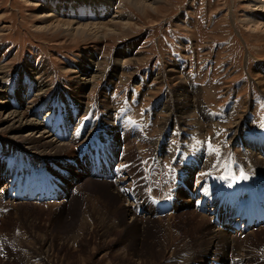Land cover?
<instances>
[{"label": "rangeland", "instance_id": "obj_1", "mask_svg": "<svg viewBox=\"0 0 264 264\" xmlns=\"http://www.w3.org/2000/svg\"><path fill=\"white\" fill-rule=\"evenodd\" d=\"M84 1L91 2V0ZM250 1L254 0H158L154 10L149 9L146 13L136 10L124 1L121 5L122 11L129 15L134 26L125 31L121 30L122 34L110 35L100 40L79 35L73 37L64 31L58 33L40 30L49 8L57 9L63 4L69 10L68 0H0V73H2L0 77L4 78L0 80V100H4V94L14 96L12 100H8L10 103L6 110L16 111L19 107L20 95L29 92V87L30 92L26 95L30 96L32 103L36 102L35 105L40 106L39 108L44 107L42 102L45 100L42 101L40 98L42 94L47 100L51 99L59 104H65L67 98L70 99L79 105L81 111L76 115H65L64 120L77 132L75 148L79 147L77 149L83 151L80 162L84 155L83 161L78 165L74 163L73 167L63 166L60 159L53 160L65 170L60 180L63 182V178L67 180V192L70 193L71 189L79 192L77 196L68 197V202L62 201L63 206L58 208V212L52 206L54 203L36 205L28 199L24 200L23 206L16 203L6 207L10 209L14 205L18 209H12L4 223L6 241L0 248V264H143L136 253L141 250L143 254L149 249L154 251L156 264H243L239 260H233L242 254L247 255L253 264H264V227L254 228L246 233L247 237L243 239L244 242L240 244L239 250L233 253L230 251L229 236L215 228L217 224L213 219L216 210L226 217L224 204L219 203L221 198L219 191L221 186L227 184L230 185L233 194L229 202V206L232 207L229 216H238L242 220L244 213L248 212L254 218L258 215L264 217V177L260 175H264L262 147L264 146V110H261L262 119L258 120V124L250 125L246 131L250 123L248 112H252L253 108L252 98L257 95L264 97V33H253L247 30L243 23L246 14L251 11ZM148 3L150 4L151 1ZM189 14L191 19L186 21ZM173 34L180 39L181 53L182 49L186 52L192 48L194 50L192 54L198 55L199 59L211 60L212 63L207 70L209 78L215 83L227 81L224 84V96L227 99L233 96L234 100L242 103L240 114L239 111L230 112L229 123L223 126L227 129L218 141L213 136V128L208 125L210 117L201 106L207 103H211L212 106L223 105L225 102L222 103L221 96L216 97L211 89L205 92L194 87L191 78L184 74L185 70L183 72L179 70L177 62H174V65L154 68L152 71L155 74H149L151 76L149 81H147V73L143 76L144 81L140 80L141 75L146 71V66L151 64L153 59L165 64L173 62L169 58L165 60L166 55H161L166 50L163 37ZM148 38L151 39L147 41ZM144 40H146L145 45L136 54L135 51ZM184 41L192 43L189 45ZM119 54L120 58H124V64L117 62ZM192 54L187 58H191ZM118 67H120L119 72L116 70ZM176 71H179L180 79L177 78ZM28 78L31 79L32 84L26 85L24 80ZM89 81L92 83L88 84ZM118 85H121L123 90L130 88H136L138 92L144 90L148 94L147 97H151L149 98L151 104L155 103L157 111L154 112V116L152 112L149 115L136 114L138 124L131 120L129 126L125 121L128 118L120 117L119 130L124 134L123 137L114 134L116 126L111 123L113 127L108 128L109 130L107 129L102 135L106 136V140L92 142V132L102 129L104 124L99 123L94 128H90L85 123H80L82 118L80 115L90 113L82 109L95 106L98 110L102 109L105 114L104 120H107V117L111 120L113 106L110 92L114 94L112 90ZM61 87L68 92L60 94L58 91ZM12 89H15L13 95ZM54 89L57 93H53ZM163 89H166V92L161 95ZM41 90H43L42 94L33 98V95ZM188 97L191 100L186 108L183 100L187 101ZM29 102L25 108L28 107ZM30 106L35 118L34 122H37L41 110L36 116L35 107ZM51 110L56 109L50 107L42 115L46 112V115L52 113ZM7 112L3 118L7 117ZM54 118L51 116L48 121L52 122ZM39 122V130L33 136L37 139L41 138V129L45 134L48 131L47 128H42ZM103 123L106 124L105 121ZM170 126H180L185 130H191L194 126L199 127V131H195L194 134L201 139L202 147H207L211 151L212 163L217 160L214 166L212 163L207 166L208 172H215L214 180L206 190L210 194V203H206L207 207L204 211L196 212L192 201L187 198V191H180L179 195L174 197L178 202L176 213L170 216H166L168 214L166 213L160 218L155 217L151 207L143 203L145 208L140 217H144L147 224L143 225L146 230L140 231L141 228L139 227L138 230L137 227L139 223L130 222L126 217L127 210L138 209L133 208L137 200L135 203L121 204L113 191V185L115 184V188L118 187L119 181L111 179L113 182H95L88 173H94L98 168H105L99 159V150L112 146H117L122 151L123 148L125 149L126 163H140L147 153L152 152L143 148L139 142L145 136L149 137L152 148L158 146L169 162L175 156L172 154L170 157L167 153L186 156L193 151L192 148L190 149L192 142L189 140L192 134L180 132L179 137H172ZM220 128L222 127H218ZM168 129L166 134L165 131ZM32 130L31 127L26 128L23 135ZM47 134L50 137L46 141L53 140L54 137L48 132ZM244 135L254 137L262 146L253 143ZM0 139L6 140L0 142V151L3 148L7 153L0 152V175L13 171L18 162H22V166H27L28 162L30 167L33 166L30 165L31 160L38 162L35 171L27 176L28 184L25 191L32 192L38 189L39 193H42L43 187L46 186L42 175H46L45 172L42 173L43 168L37 160L38 154L32 153V150L17 148L19 146L17 143L11 144V136L1 127ZM171 142L174 143L173 148L169 147ZM244 144L246 147L242 151L240 149ZM63 153H55L51 157ZM233 154L241 159L240 163H235L236 158L228 160V156ZM65 157L69 158L68 155ZM70 158L76 160L75 157ZM185 162L186 159L181 166L176 165L179 167L177 172L185 170L183 166ZM2 165L7 166L8 170L2 171ZM115 166H118V163L113 164L111 172ZM222 166H225L226 170L218 171L217 167ZM17 173L19 176L22 174ZM132 174L130 172L129 177H122V181L125 180L124 186L128 190L139 185V180L134 181ZM160 174L159 171H155L157 177ZM70 176L72 178L69 179ZM20 177L18 192L23 190V177ZM0 180L1 192V189L7 185V179L2 177ZM144 189L140 183L136 189L140 191L139 196L145 194ZM154 195L157 198L158 192L155 191ZM242 204L248 205V210L247 208L241 210L239 206ZM26 212L31 214L25 216ZM40 218L46 221L41 223ZM115 222L119 224L116 225Z\"/></svg>", "mask_w": 264, "mask_h": 264}, {"label": "bare ground", "instance_id": "obj_2", "mask_svg": "<svg viewBox=\"0 0 264 264\" xmlns=\"http://www.w3.org/2000/svg\"><path fill=\"white\" fill-rule=\"evenodd\" d=\"M124 1H126L128 4H130L131 6L136 8V10L146 13L147 10H149V9L154 10V7L156 6V3H157L158 0H91V2L90 1H84V0L83 1L68 0L67 6H69V10L63 4L60 5L59 8H57V9L49 8V12H47L46 16H44L45 19H44L43 24H41L42 26H41L40 30H42V31L46 30L48 32L49 31H55V32H58V33H59V31H64L65 33H67L68 35L73 36V37H76V35H79V36H85L86 38H98L100 40H104L110 35H114V34H118L119 35L120 33L122 34V32L125 31L126 29H130V28H132V26H134L133 22L129 18V15H127L125 13V11H122V6L121 5H122V3H124ZM150 1H151V3L149 4L148 2H150ZM120 6H121V8H120ZM249 6L251 7V11L246 14V17L244 18V22L243 23L246 25L247 30L252 31L253 33H256V32L264 33V0L250 1L249 2ZM121 30H123V31H121ZM117 60H118L117 62L124 64V58H120V54L118 55ZM119 69H120V67H118V69L116 68V70L118 72H119ZM127 69H128V67H127ZM122 72L124 73V71H122ZM176 73H177V75H176ZM176 73H174V74L177 76V78L180 79L181 76L179 74V71H176ZM0 74H2V73H0ZM5 77H7V76H5ZM174 78H176V77H174ZM3 79H4L3 77L2 78L0 77V80H3ZM87 83L91 84L92 82L89 81ZM260 83H261V81H260ZM29 92H30V87H29ZM29 92L26 91L24 94L20 95L21 97L18 99V101L20 102L18 110L13 111V112H11V111L7 112L6 109H7L8 103H10V102H8V100H12L14 98V96L12 97V96H10V94H6V95L4 94L3 95L4 96V100H0V127H1V129L3 131L8 133L9 136H11L12 141L10 143L13 144V145L15 143H17L19 145L17 148H19V147L23 148L25 151L26 150H28V151L32 150L33 151L32 153L38 154L39 157L44 158L46 160L47 159H50V160H58V159L63 160V158L66 155H68L69 157H74V155H75L74 149H75L76 145H75V143L72 142L71 139H69L67 141H64L63 143L58 141L55 138H53V140L49 139V140L46 141V139H48V137H50V136L47 134V132L45 134L42 129H41V133H40V135H41L40 139H37L36 137H33L34 134H37L35 132H37V130H39V128H38L39 127V124H38L39 118L37 117V122H34L35 118H34L33 112H31V106L30 105L34 106L35 109L38 107V105H35L36 102L32 103V99L30 98V96L26 95V94H29ZM42 92H43V90H41L37 94L33 95V98H35L37 95H41ZM42 95L40 96V98H42V101L46 100L47 98H44V96H42ZM190 100H191V98L189 99V97H188L187 101L183 100L184 101L183 103H184V105H186L185 106L186 108H187V105L190 103ZM28 102H29L28 107L25 108V105ZM42 103H45V101H43ZM184 105H183V107H184ZM192 110H193V108H192ZM39 111H40L39 109L34 111L36 116L39 113ZM6 112L8 113L6 115L7 117L3 118V115L6 114ZM188 112H190V111L188 110ZM50 118L51 117H49L48 120H50ZM106 119H107V120H105L106 122L110 121L108 117ZM39 123L42 124V128H45L43 126L42 122H39ZM30 127L33 130L30 133H28L26 135H23L25 130H26V128H30ZM51 131L54 132L55 130L52 129ZM76 140H77V138H76ZM76 148H79V147H76ZM63 152H65V153H63ZM55 153L56 154L63 153V154L60 155V156L51 157ZM121 181H122V179H121ZM121 181H119V183ZM10 183H11L10 179L9 180L7 179V185L2 188L3 189L2 195L0 194V235H2V237H3L0 246H3V242L5 243V241H6V235L4 233V228H5L4 227V223L6 222V218L8 217L9 213L11 211H13L12 209H16V208L18 209V207H14V205L10 209H6V207L10 206L11 204H16V203H17V205L21 204L23 206V203L17 202V201L15 202V199L13 201H11L10 198L8 200H6L8 198L7 192L9 190V184ZM113 191H115L116 197H117L116 199L119 202L121 201L120 202L121 204H124V203L130 204L128 198L125 195H122L118 191H116L115 184L113 185ZM66 197L67 196L62 197V198H60V200L61 199L65 200ZM61 202L52 204V206H53V208L55 209L56 212L59 211L58 208H61L63 206L61 204ZM90 204H91V202H90ZM36 205H39V204H36ZM120 207H122V206H120ZM24 208L26 209L25 204H24ZM50 208H51V206H50ZM106 208H108V207H106ZM112 213H113V211H112ZM29 214H31V213H27L26 212L25 216H29ZM214 214H216V212ZM93 215H94V213H93ZM19 217H20V215H19ZM96 217H98V216H96ZM126 217L129 218L130 222L132 221L134 223L138 222L139 224L140 223L142 224V225L138 224L139 226L137 225L138 230H140V228H141L140 231H145L146 230L145 226L143 228V225L147 224L146 219H144V217L143 218L140 217V215L137 213V210H134V209L127 210ZM214 217H215V215L213 216V219H214ZM220 217H221V215L218 214L217 215L218 220H220ZM47 218H50V216H47ZM29 220H30V218H29ZM39 220H41L40 221L41 223L43 221H46V219L43 220L41 218ZM47 220L49 221L50 219H47ZM110 220H111V218H110ZM7 221H9V220L7 219ZM99 223H100V221H99ZM106 224H108V223H106ZM118 224L119 223H116V225H118ZM5 226H6V224H5ZM215 228H217L219 231H222L226 236H229L230 251L233 252V253H235V252L237 253V251L239 250L240 244H242L244 242V240L240 236H238V234L237 235L231 234L229 232V229H226L227 231L221 230L218 225H215ZM114 231H115V226H114ZM227 233H230V234L227 235ZM106 234H105V236H106ZM67 242H68V240H67ZM156 247L157 246H155V249H156ZM91 250H92V248H91ZM94 253L95 252H93V254ZM153 253H154L153 249H149L148 252L146 251L143 254L141 253V250L137 251L136 254L139 256V260L143 261L142 262L143 264H148V263L149 264H153V262H155V259H154L155 255ZM248 256H250V255H248ZM127 257H128V255H127ZM255 259H257V258H255ZM68 260H69V258H68ZM233 260H235V261L239 260L243 264H253V262L247 257V255H244V254H242L238 258H234ZM101 261H102V259H101ZM154 264H156V262Z\"/></svg>", "mask_w": 264, "mask_h": 264}]
</instances>
